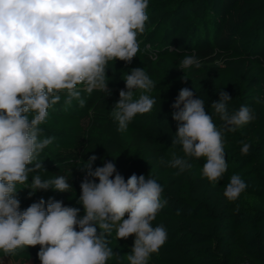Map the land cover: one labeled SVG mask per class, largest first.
Returning a JSON list of instances; mask_svg holds the SVG:
<instances>
[{"label":"clouds","instance_id":"clouds-1","mask_svg":"<svg viewBox=\"0 0 264 264\" xmlns=\"http://www.w3.org/2000/svg\"><path fill=\"white\" fill-rule=\"evenodd\" d=\"M148 7L149 0H0V252L6 256L39 245L40 264H107L115 255L108 246V237L115 232L117 240L135 237L129 264H149L151 255L166 243L165 227L152 225L166 204L161 184L145 175L132 174L125 180L110 161L93 170L95 155L82 166L86 171L78 200L82 217L80 208L51 198L21 211L17 198L18 185L28 184L29 174L43 167L38 157L52 143L51 138L40 139L39 126L49 109L61 94L66 105L77 100L81 107L82 91L111 94L106 69L109 62L130 63L136 57ZM193 66L200 68V59L187 55L180 69ZM124 80L126 90H120L111 112L119 131L138 114L149 113L155 103L147 94L154 82L142 68L131 69ZM137 89L141 94L134 98ZM231 99L222 90L212 102L213 114L222 122L217 127L205 101L182 88L171 107L178 122L172 146L179 145L183 156L173 153L171 160L161 157L159 163L177 168L180 175L192 167L190 158H205L202 176L219 182L227 171L225 133L256 119L247 106L230 112ZM249 149L244 143L241 154L247 155ZM246 187L239 175H233L224 196L235 201ZM70 188L64 176L43 179L36 174L28 184L29 195Z\"/></svg>","mask_w":264,"mask_h":264},{"label":"trees","instance_id":"trees-1","mask_svg":"<svg viewBox=\"0 0 264 264\" xmlns=\"http://www.w3.org/2000/svg\"><path fill=\"white\" fill-rule=\"evenodd\" d=\"M147 13L145 30L137 37L136 57L130 63L109 62L106 82L111 94L82 91L83 107L77 100L66 105L61 94L39 126L40 139L51 138L52 143L40 153L43 167L29 174L28 184L36 174L43 179L64 176L72 188L29 195L28 184L18 185L20 210L51 198L80 208L82 217L78 203L86 177L82 166L95 155L93 170L110 161L125 180L132 174L145 175L164 189L161 200L166 204L152 225L165 227L167 241L151 255L149 264H264V0H149ZM193 54L201 67L180 69L184 57ZM133 68H142L153 80L155 86L147 94L155 103L149 113L138 114L126 130L119 131L111 112ZM182 88L205 101L217 127L222 122L211 104L222 90L232 98L230 112L241 106L255 112L254 121L225 133L227 171L217 183L201 174L205 158H190L192 167L180 175L177 168L159 163L161 157L171 160L173 153L183 156L179 145L172 146L178 122L171 107ZM140 94L141 90H134V98ZM244 143L250 145L247 155L241 154ZM233 175H239L247 187L238 199L229 201L224 192ZM108 239L115 255L107 264H129L127 255L135 237L117 240L113 232ZM39 248L0 254V264L9 258L40 264Z\"/></svg>","mask_w":264,"mask_h":264},{"label":"rangeland","instance_id":"rangeland-1","mask_svg":"<svg viewBox=\"0 0 264 264\" xmlns=\"http://www.w3.org/2000/svg\"><path fill=\"white\" fill-rule=\"evenodd\" d=\"M0 254H4L3 252H0ZM3 264H21L18 260L14 259H3L2 260ZM24 264H30V263H24Z\"/></svg>","mask_w":264,"mask_h":264}]
</instances>
